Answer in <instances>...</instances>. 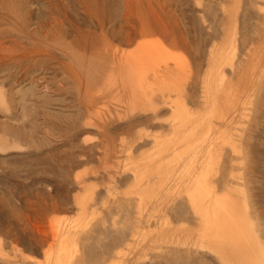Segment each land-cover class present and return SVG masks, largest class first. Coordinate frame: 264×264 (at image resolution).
<instances>
[{
    "label": "rangeland",
    "instance_id": "1",
    "mask_svg": "<svg viewBox=\"0 0 264 264\" xmlns=\"http://www.w3.org/2000/svg\"><path fill=\"white\" fill-rule=\"evenodd\" d=\"M149 40L182 93L128 75ZM0 94V264H227L200 237L203 179L261 264L264 0H0Z\"/></svg>",
    "mask_w": 264,
    "mask_h": 264
},
{
    "label": "bare ground",
    "instance_id": "2",
    "mask_svg": "<svg viewBox=\"0 0 264 264\" xmlns=\"http://www.w3.org/2000/svg\"><path fill=\"white\" fill-rule=\"evenodd\" d=\"M158 57L166 58L165 61H161L165 64V67L161 70L157 69L159 65L154 64L155 58ZM174 57H176L175 54L164 48L159 40L150 42L144 41V43L139 44V46L126 57L125 61L123 60V64L127 67L128 75L133 79L135 84H138V81L144 84L143 80L148 73L152 74L155 80L163 76L162 86L159 90L161 91V98L166 99L169 97H166L164 94L163 89H165V87L179 94L183 92V88L170 86L169 73H174L176 69L175 67H168L167 61L171 59L177 64L176 60L173 59ZM171 103L174 112L173 119L177 120V122H182L185 119L184 116L186 113L184 96H178L177 99L174 101L172 100ZM227 113L219 111L220 118L225 123L231 119V114L229 116L230 118L225 117ZM195 189L197 191L191 194V203L201 218L200 237L213 241L215 245L211 248L216 253H218V251L222 255L228 253L229 255L224 257L220 256L227 264H258V256L256 259L255 254L252 255L248 253V251L252 252L254 249L249 247V244L246 245V243H249L250 234H248L244 228L243 230L241 229V225L244 226V221L236 204L230 200L228 196H214L215 193H211L212 190L205 179H203L200 185ZM84 202L85 201H82V204H84ZM255 250L257 251V249ZM62 257L61 255H56L53 262H48V264H67V262H63L61 259ZM260 262L264 264V256L260 257L259 263Z\"/></svg>",
    "mask_w": 264,
    "mask_h": 264
}]
</instances>
